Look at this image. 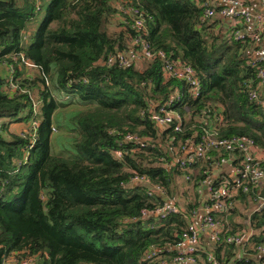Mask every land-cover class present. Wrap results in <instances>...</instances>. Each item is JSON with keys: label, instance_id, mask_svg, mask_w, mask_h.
<instances>
[{"label": "trees", "instance_id": "obj_1", "mask_svg": "<svg viewBox=\"0 0 264 264\" xmlns=\"http://www.w3.org/2000/svg\"><path fill=\"white\" fill-rule=\"evenodd\" d=\"M118 2L142 12V37L152 51L193 68L196 97L181 81L164 78L158 58L122 68L102 64L107 54L128 50L135 35L120 20L128 17L117 10ZM230 29L220 18L202 19L198 0H0V67L6 72L0 73V264L20 251L34 254L33 264L171 259L168 249L178 242L186 217L126 220L164 196L173 199L170 187L181 174L160 163L170 157V132L148 119L151 106L163 104L175 88L181 92L168 106L182 117L175 146L198 129L193 116L207 106L221 117L219 136H247L264 148V114L244 88L254 84L253 57L264 34L256 41L235 40ZM125 134L143 145L123 142ZM208 165L196 160L189 166L196 196V181ZM129 170L147 176L164 196L148 195L146 185L130 181ZM254 191L238 192L228 212L211 213L223 233L251 230L246 251L264 241V206L243 214ZM150 251L154 255L146 258ZM237 251L224 242H203L193 255L210 264L208 252L225 261Z\"/></svg>", "mask_w": 264, "mask_h": 264}, {"label": "built area", "instance_id": "obj_2", "mask_svg": "<svg viewBox=\"0 0 264 264\" xmlns=\"http://www.w3.org/2000/svg\"><path fill=\"white\" fill-rule=\"evenodd\" d=\"M260 3L262 11L251 13L244 0H198V4L202 7V19L216 17L225 20L231 28L230 33L233 39L243 40L249 37L254 41L258 40L264 31V0H260ZM116 8L128 17V21L123 16L120 20L128 24L135 35L127 42L128 50L107 54L102 64L122 68L133 63L141 64L158 58L161 60L164 78L181 81L187 88L188 94L192 98L196 97L199 81L193 68L185 62L169 59L161 50L150 49L148 42L142 37L145 31V18L140 10L131 5H124L122 2L116 3ZM132 46L136 49L132 50ZM253 62L256 69L254 84L246 82L244 88L248 99L254 101L264 114V99L261 98V90L264 87V41L254 52ZM181 97V92L176 88L173 89L167 101L151 106L148 119L161 130L170 132V135H167V150L170 155L168 168L191 172L192 168L189 166L196 160L208 162V167L201 170L202 177L196 181L195 189L198 192L197 196L199 195L198 203L195 204L197 206L183 207L176 202L175 198H165L160 186L151 183L147 176L129 170L131 182L146 185L148 195L164 197L160 204L141 208L137 214L126 220L159 221L170 215L186 217V224L179 235L178 242L168 249L172 251V257L168 262H163L164 264H199L193 254L201 249L203 242L213 245H218L220 242L231 244L238 249L234 258L243 259V264H264V241L249 245L246 251L243 242L250 236L251 230L223 233L220 222L211 215L212 212L222 214L231 210L235 206L233 197L238 192L248 195L251 188L255 191L248 202L247 215L263 208L264 199L259 196V191L264 189V148L256 145L247 136H219L217 129L221 117L218 111L211 110L207 106L200 107L193 116L194 124L198 126V129L192 130L175 146L172 143L175 135L182 132V117L168 106L179 101ZM34 124L31 122V127ZM122 140L143 145L139 137L131 134L123 135ZM213 152L216 154L213 155ZM113 156L121 160L119 150H114ZM224 166L228 167V174L222 170ZM185 179L189 180L188 174H185ZM152 255L154 253L150 251L145 257ZM234 258L215 261L212 252L206 254V261L210 264H235ZM34 261L35 255L27 251L11 253L2 259V263L6 264H33Z\"/></svg>", "mask_w": 264, "mask_h": 264}, {"label": "rangeland", "instance_id": "obj_3", "mask_svg": "<svg viewBox=\"0 0 264 264\" xmlns=\"http://www.w3.org/2000/svg\"><path fill=\"white\" fill-rule=\"evenodd\" d=\"M117 18H118V16H117ZM0 73L5 74L6 73L5 69L0 67ZM263 93H264V91L261 90V94H263ZM12 126H14V125H12ZM19 126H14L13 128H16V130H19ZM165 145L167 146V142H165ZM160 163L163 166H167L168 161L165 162V161L160 160ZM179 171L181 172V174L174 177V182L172 183V185L170 187L171 188V195L173 196V198L176 199V202L178 204H182L183 207L188 205L189 202L194 203V204L198 203L199 195L196 196L194 189H193L194 187L192 185V182L185 179V174L190 175V171H186V170H184V171L179 170ZM194 204H192V205H194ZM196 206L197 205H195V207ZM243 214H246V218H247V212L244 211ZM246 218H245V220H246ZM238 221H240V220H238ZM243 230H246V229H243Z\"/></svg>", "mask_w": 264, "mask_h": 264}, {"label": "crops", "instance_id": "obj_4", "mask_svg": "<svg viewBox=\"0 0 264 264\" xmlns=\"http://www.w3.org/2000/svg\"><path fill=\"white\" fill-rule=\"evenodd\" d=\"M246 6H247V9L249 12L251 13H259L262 11V5L260 3V0H244ZM261 34H264V31L261 33ZM262 91H264V87L262 88ZM222 170L228 174V167L227 166H224L222 167Z\"/></svg>", "mask_w": 264, "mask_h": 264}, {"label": "water", "instance_id": "obj_5", "mask_svg": "<svg viewBox=\"0 0 264 264\" xmlns=\"http://www.w3.org/2000/svg\"><path fill=\"white\" fill-rule=\"evenodd\" d=\"M259 196L264 199V189H260Z\"/></svg>", "mask_w": 264, "mask_h": 264}]
</instances>
